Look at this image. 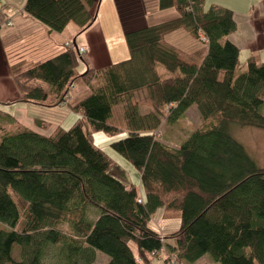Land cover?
Wrapping results in <instances>:
<instances>
[{"label": "trees", "instance_id": "trees-1", "mask_svg": "<svg viewBox=\"0 0 264 264\" xmlns=\"http://www.w3.org/2000/svg\"><path fill=\"white\" fill-rule=\"evenodd\" d=\"M206 0H158L176 17L126 30L128 58L94 70L78 46L62 43L54 56L10 63L21 101L77 115L64 130L44 135L19 124L0 104V264H45L49 248L58 264H264V168L229 133L231 126L264 131V63L239 64L228 37L234 14ZM96 0H26L24 11L74 37L95 22ZM185 29L201 41L200 61L163 44ZM162 68V69H161ZM165 70L161 71V70ZM142 94L144 96L142 97ZM121 106L122 128L110 124ZM194 107L199 124L176 147L156 133ZM144 108L147 111H143ZM35 127L51 122L39 117ZM126 136L110 147L139 173L140 186L113 175L115 161L93 144V134ZM158 208L180 226L161 233L149 226ZM20 258H12L13 247Z\"/></svg>", "mask_w": 264, "mask_h": 264}, {"label": "crops", "instance_id": "crops-1", "mask_svg": "<svg viewBox=\"0 0 264 264\" xmlns=\"http://www.w3.org/2000/svg\"><path fill=\"white\" fill-rule=\"evenodd\" d=\"M25 1L0 0V104H6L3 109L12 114L19 124L34 131L38 130L37 132L44 135H50L56 125L49 127L45 132L35 127L34 119L40 116V113L42 115L43 111L47 113L55 110L43 109L41 112L40 107L21 101L20 92L9 69L12 49L25 46L21 52L23 55L27 54L25 51L29 45L36 51L34 55L43 50L59 52L57 43L60 41L76 44V39L80 38L78 47L87 49V53L82 55L85 69L88 66L97 70L128 58L123 38L126 30L156 25L176 17L173 8L166 9L169 11L159 10L158 0H155V7L151 12L146 0H96L98 5L94 24L74 37L76 28L69 27L71 24L61 33L50 32L47 26L24 11ZM205 4L207 6L219 4L233 11L237 29L228 39L239 49L240 66H244L253 56L258 62L264 63V0H206ZM8 19L11 21L10 26L5 24ZM196 40L198 39L180 28L166 34L163 44L177 50L188 59L200 61L206 54V45L202 49ZM33 54L22 56V59L27 62L35 61L37 56L34 57ZM56 108H62L60 113L72 112L70 109L69 113L64 111L61 106ZM191 108L193 107L187 111ZM56 123L62 125L61 121ZM256 131L264 135L263 130ZM119 171L122 176L119 175ZM112 172L123 183H132L127 173L117 165ZM134 185L140 186V178L139 183Z\"/></svg>", "mask_w": 264, "mask_h": 264}, {"label": "rangeland", "instance_id": "rangeland-1", "mask_svg": "<svg viewBox=\"0 0 264 264\" xmlns=\"http://www.w3.org/2000/svg\"><path fill=\"white\" fill-rule=\"evenodd\" d=\"M146 2L148 4L147 7L148 9H151L150 10L151 12L152 9L155 7V4H154L155 0H146ZM166 11H169V10H166ZM5 24L7 26H10L11 25L10 19H8V21H6ZM69 27H73V25L71 24L69 25ZM79 39L80 38L76 39L77 46H79V43H80ZM196 42L202 49L204 48L205 44H203L199 40H196ZM62 43H63L62 41H60V43H57V46L60 50H62L61 48ZM24 48L25 46L21 48H16L15 50L12 49V52L10 51L12 55V57L10 58V63L15 62L19 59L21 60L22 56L31 55L34 52H36L35 50L33 51L34 48H31V45H29L26 47L27 50L25 51L27 54L23 55L21 52ZM84 49L86 50V53H87V49L86 48ZM56 52L57 50L56 51L55 50H51V51L43 50L41 52L35 53V55L33 54V56L34 57L37 56L35 60L39 58L44 59V58L54 56ZM84 69H85V65L84 63H81L77 69V72L81 73V71ZM161 71L165 72L164 69ZM143 96L144 94H142V97ZM61 107H63L64 111H67L69 113V108L67 106L64 105ZM40 108H41L40 109L41 112L43 111V109L44 110L46 109L43 107H40ZM53 109L55 111H52V112L50 111L47 113L43 111L42 115L40 113L39 114L40 116L38 117L44 121L51 122L52 126L57 125L56 122L61 121L62 123L61 128H63L64 130H67L77 118V115L73 112H70L69 113L70 116L68 117L69 114H66L65 112L60 113V109L62 108L59 109L55 107ZM143 111H147V110L144 108ZM6 119L7 118L5 117V115L0 114L1 124H6ZM109 122L112 125L122 128L123 124H122L121 106H115L113 108V114ZM199 122L200 120H199L198 114L195 108L193 107L189 111L185 112L184 115L173 125H167L165 121L161 122L160 126L156 130V133L161 141H165L166 144H168L171 147H176L181 141H183L192 132V130L195 129V127L199 124ZM256 130H257L256 128L241 127V126L233 124L229 130V133L232 137H234L236 140H238L240 143H242L245 146L247 152L255 160L257 165L264 168V135L259 134L258 132L260 131H256ZM43 131L46 132V130H43ZM125 136H126V133L124 131H121L118 134L113 135V136H108L105 133L99 131L93 134V144L101 148L102 150H104L115 161L117 167H120L122 170L125 171V173H127L132 183L138 184L139 183V173L134 169V167L126 159H124L120 154L115 152L110 147L111 142L122 139ZM119 175L122 176V174H120V171H119ZM149 226L162 233H171L179 228L180 219L178 217H172V218L165 217L164 210L162 208H158L153 214V216L151 217L149 221ZM45 257H46L45 264H58L60 262V259L57 255V249L55 248H49L47 252L45 253ZM12 258L15 260H19L20 258L19 248L17 246L13 247ZM96 259L97 260L94 264H106V262L108 261V257L105 254H102L100 252L97 253ZM207 262H213L212 258L209 255L203 256V258H201L195 264H206ZM152 264H163V263L157 260L156 258H153Z\"/></svg>", "mask_w": 264, "mask_h": 264}, {"label": "built area", "instance_id": "built-area-1", "mask_svg": "<svg viewBox=\"0 0 264 264\" xmlns=\"http://www.w3.org/2000/svg\"><path fill=\"white\" fill-rule=\"evenodd\" d=\"M200 38H201V42H204V43L207 42L206 37H204L203 35H200ZM66 46H67V47H71V43H70V42H67V43H66ZM85 53H86V50H85L83 47H79V48H78V54H79V55H83V54H85ZM170 264H171V263H170Z\"/></svg>", "mask_w": 264, "mask_h": 264}]
</instances>
